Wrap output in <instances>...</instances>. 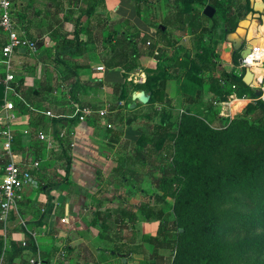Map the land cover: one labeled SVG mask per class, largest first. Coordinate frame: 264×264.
Wrapping results in <instances>:
<instances>
[{
    "label": "trees",
    "instance_id": "obj_1",
    "mask_svg": "<svg viewBox=\"0 0 264 264\" xmlns=\"http://www.w3.org/2000/svg\"><path fill=\"white\" fill-rule=\"evenodd\" d=\"M104 1L73 0L70 5L71 0H68V4L65 5L60 0H53L55 8L53 15L62 8L66 9L67 14L63 15V19L59 21L55 20L54 16L48 15L47 28L50 37L57 41L55 48L57 57L68 55L67 58H75L81 54L82 47L86 44L81 40V35L87 33L86 26L94 21L96 31L93 32V39L96 40L97 36H102L101 47L104 53L102 63L106 68H119L125 79L127 74L134 70L140 69L146 72L145 83L132 84L131 87L134 90L141 89L148 94L150 98L147 105L161 109L162 113L156 114V111H153L154 115L148 116L149 122L152 123L147 126L149 131L147 135L141 128L139 129L141 135L132 144L136 145V148L130 162L139 168H144L151 165L146 164L147 161L158 154L161 162L169 161L170 168L182 176L183 184L173 206L174 235L169 239V247L174 255L172 264H237L240 259L250 254L256 255L252 264H264V257H262L264 255V104L260 102L250 104L244 110V116L250 111H256L259 115L255 128L257 132H253V127H247L245 121L239 118L232 121L220 134L214 135L197 117L200 110L206 109L202 106L203 108H199L195 113L184 110L178 122L175 123L176 133L171 138L166 136L171 128L170 121L175 110V102L167 96L165 83L170 79L182 80L179 77L181 71H183L182 76L186 78V83L207 85L214 99L216 98V102H226L225 97L229 99L231 96L236 99H241L243 96L255 98L254 91L243 82L244 70L237 75L223 72L221 69L216 73V69L211 68L210 72L206 73L203 71L205 66L201 62L189 60L188 50L181 46L178 50H174L177 44L174 40L176 32L179 34L190 32L194 38L201 35L202 40L208 38L201 49L211 59L209 62L211 65L218 55L217 45L222 40L226 41V36L234 32L237 26V15L232 14L230 8L227 11L228 15L223 14L228 6H222L217 2L167 0L175 13L166 16L160 24H150L156 30L157 50L144 52L143 47L146 44L151 45L149 42L151 37L146 33L133 31L130 21L109 24L108 20L94 17V9L104 8ZM130 1L134 3L135 12L140 17L143 7L149 6L148 0ZM197 6H201V9ZM206 6L222 11L221 25L215 23L213 18L209 19L203 15ZM74 14H77L75 18ZM200 20L210 21L212 26H206L200 23ZM64 23H71L73 31L58 32V29L63 30ZM218 28H221V33L216 32ZM204 34H208V37ZM0 35L2 37L1 51L5 38L1 31ZM31 39L36 42L40 51L41 42ZM168 51L171 53L168 54ZM232 54L237 60L239 59L238 53ZM146 55L155 62L154 69L142 68L140 58ZM185 60L187 63H184ZM67 70L71 73V79L67 83L71 98L79 104L75 94L78 93L82 84L79 80H75L77 73H74L72 68ZM4 79L5 74L0 75V107L5 102ZM128 84L130 83L125 80L117 90L119 98L126 97ZM11 85L21 98H15L12 95L8 97L14 104V112L17 117L29 118L28 124L34 136L38 129L46 126L44 117L35 112L45 111L42 107L43 101L46 100L45 90L40 85L37 88H25L23 79L17 77ZM225 85L228 91L222 94L221 91L225 89ZM123 91L125 97H123ZM156 116H159L158 120H155ZM119 124H123L122 119L119 120ZM4 126L5 123L2 124V128ZM108 133L111 135L109 139L112 143H119L121 132L108 129ZM65 142L67 145L70 144L68 139ZM251 145H258L260 148H252ZM12 149L13 152H24V149H21L19 134H13ZM1 159L5 162L0 163L2 170L6 166L7 159L3 156ZM118 160L120 163L123 162L120 158ZM126 171L129 172V176L136 173L129 168ZM124 172L125 168L122 166H117L113 170L120 180L127 181L134 187V184L124 177ZM136 209L144 214L143 208L138 206ZM147 213L145 212V218L150 221L151 218ZM126 217L129 221L135 222L137 215L130 212ZM180 229L183 231L180 232ZM257 229L260 231L256 232ZM240 231L246 234L243 238L238 240L227 238L228 235ZM156 235H166L161 226L158 227ZM27 237L26 235L24 244H11V246H18L16 255L24 249H35L34 244ZM148 240L153 242L154 238H148ZM2 244L0 240V257ZM122 248L119 246L117 252L127 250ZM157 249L156 246L153 247L154 254ZM9 261L6 260V264H10ZM140 264L148 263L144 261Z\"/></svg>",
    "mask_w": 264,
    "mask_h": 264
},
{
    "label": "crops",
    "instance_id": "obj_2",
    "mask_svg": "<svg viewBox=\"0 0 264 264\" xmlns=\"http://www.w3.org/2000/svg\"><path fill=\"white\" fill-rule=\"evenodd\" d=\"M60 1L65 5H67L66 2L68 3L67 0ZM152 3H155L152 7L156 14L152 12L149 17L144 10L141 17L138 16L134 3L130 0H105V7H96L93 14L94 17L108 20L109 24L128 20L133 26V31L143 32L155 38L156 32L150 24H160V16L164 19L173 13L170 12L171 8L167 0H155ZM13 4L15 12L13 16L16 22L27 29L26 33L29 37L42 44L37 58L23 53L16 54L13 73L18 79H23L25 88H37L40 85L45 90L44 96L46 94L56 96L57 91L49 93V87L56 82H61L62 78L59 71L56 74L58 70L56 68L62 64L58 63L56 44L52 41L47 28V16H54L53 18L59 21L63 19V15L67 14V11L62 8L56 15H53L55 10L53 0H15ZM76 16L77 14L73 15L74 18ZM86 28L87 33L85 32L80 37L83 43H86L82 47L81 55H78L81 57L70 62L72 71L74 73L77 71L75 80H79L82 84L75 95L80 104L90 106L102 104L103 108L109 105L110 109L116 99L117 90L125 80L128 81V77H133H131L133 85H142L135 84L133 80L136 77L144 80L145 83L147 74L138 69L128 73L125 79L119 68H106L96 59L98 45L93 39L96 23L93 21ZM58 30V32H72L73 25L64 23L63 30ZM174 37L177 42L174 50H178V47L184 45L193 35L190 32L182 34L176 32ZM257 38H260L258 34L255 40ZM220 45L219 43L217 48ZM181 47L184 48V46ZM185 50L189 53L188 48ZM1 60L0 54V75H3L5 72ZM140 64L143 69L156 67L155 62L147 56L140 58ZM98 68L103 69L98 71ZM190 89L192 90L186 91L185 88L184 91L182 90V80L170 79L165 83V92L169 98L174 100L175 106L179 99L193 101L188 107L191 113L197 112L199 108H203L202 106L206 108L204 102L214 99L207 85L194 84L190 85ZM138 90L141 89H136L133 93ZM68 99L72 105L71 109L66 108V105L56 107L57 110L61 109L55 114L59 116L57 119L41 114L49 110L35 111L44 119H51L48 122V129L57 132L54 136L48 135L51 133L39 132L37 136L43 134L45 141L39 140L38 137L36 139L34 136L32 138V134L28 132V117H17L14 112L15 119L9 123L12 134L20 135L21 149H24V152H13L14 159L29 162L27 159L33 156L30 162H38L39 169L34 172L33 185L22 191L16 208L10 212L5 222L0 221V240L3 243L0 264H6V260H10V264H28L30 258H39L55 264H140L147 261L145 252L148 251V246L143 238L145 235L155 237L156 223L151 220L145 221V217L142 216L143 219L136 221V229H127L129 223L126 211L130 209L129 205L134 207L138 204L128 202V198L124 201L123 196H117L124 195V191L128 192L127 188L112 186V183H118L119 179L113 173L120 157L116 154L117 149L121 142L126 145L129 142L131 145L138 140L141 135L139 126L126 124L125 127H121L109 122L105 117L112 111L97 121L87 119L79 122L70 116L74 112V106L80 105L72 100L71 96ZM235 102L237 100L233 101L229 98L227 102L216 103L220 106L219 116L231 112L230 109ZM243 103L246 104L245 101ZM120 104L122 105V102ZM135 107L136 105L133 104L131 110ZM68 111L70 114H62ZM1 117L0 113V128L4 124ZM60 119L66 120L59 121ZM108 129L121 132L119 143L115 144L110 141ZM66 139L70 144H66ZM1 156L3 152L0 149V163L4 164ZM2 176L0 175V185ZM112 196L116 197L111 198ZM125 223L126 226L123 227ZM114 226L126 228L119 229L122 233L121 237L118 235L115 240L110 236ZM146 229L150 233H145ZM125 232L127 233L124 234ZM26 235L34 244L35 249H24L16 255L18 246H11V244H24ZM119 246L128 250L127 255L117 252ZM114 249L116 251H113ZM158 255H161L160 251ZM154 260L152 259L151 264H154Z\"/></svg>",
    "mask_w": 264,
    "mask_h": 264
},
{
    "label": "rangeland",
    "instance_id": "obj_3",
    "mask_svg": "<svg viewBox=\"0 0 264 264\" xmlns=\"http://www.w3.org/2000/svg\"><path fill=\"white\" fill-rule=\"evenodd\" d=\"M72 1L73 0H71L70 5ZM152 1L155 2V0H148L149 6L146 8L143 7L144 13L148 17L152 15V12L156 14V12L154 11V7H152L155 3H152ZM263 1L264 0H207L206 3L207 2L208 3L217 2L218 4L222 6H228L227 10H225L223 14L228 15L227 11L230 8L232 14L237 15L236 16L237 26L234 29L233 33H236V34L242 33L243 35L242 39L244 40V46H245L248 44L253 45L252 43L255 40V38L253 37L254 35L253 34L249 35L250 30L252 29L253 26L255 30V36H257L258 34L261 39H264V22H263L264 18L262 19V16L264 14V2ZM66 4L68 3L66 2ZM168 6H170L171 8L170 12L175 13V10L171 7V5H169V3H168ZM197 8L201 9V6H197ZM155 10H156V7H155ZM71 12H74V11H71ZM221 14H222V11L215 10V13L212 17L214 19L213 21L219 25L222 24ZM162 20L163 19L160 16L159 21L162 22ZM200 23L205 24L206 26H209V27L212 26V22L210 21L208 22V21L203 20ZM216 32L221 33V28H218ZM204 35L207 36L208 34H204ZM101 38L102 36L99 35L96 37V40L94 39L96 41V44L98 45V50L96 52L97 54L96 59H98L100 62H102L103 54H104L102 51V47L100 46ZM156 40H157V36L155 35V38H151L149 40L151 45L149 46L148 44H146L143 47V51L148 52L149 50H153V51L157 50L156 45H155ZM207 40L206 39L204 40V38L202 40L201 35H198L196 38L194 37L189 38V41L185 42L184 45H181V46H184V49L186 48L189 49V55H190L189 60H192V62L194 61L201 62V64L205 66L203 71L206 73L210 72L211 68H214L216 69V73L217 71H220L221 69L223 70V72L233 73L237 75L240 74L241 70L238 68V60L236 57L233 56L232 54L233 49H232L231 44L228 41H223V40L220 41V44H221L220 47L216 48V52L218 54L217 58L215 59V62L213 60L212 64L210 65L209 62H211V59L205 53V51L201 49L203 45L207 43ZM52 41L54 40L52 39ZM54 42L55 44L57 43V41H54ZM256 45H264V43L256 44ZM169 53L171 52L168 51V54ZM67 57L68 55L58 57V60H59L58 63L62 64L63 66L58 65V68H56L58 69L56 71V74H58V71H59V75L61 76L62 79L60 80L61 82H56L52 86L49 87V93H51L52 91H57L58 94L56 96L54 95L50 96L49 94H46L47 95L45 96L46 100L43 101L42 103V107L45 110L51 111L53 114H56L58 113L59 110H61V109L59 110L56 109V107H58L59 105L60 106L66 105V108L68 109L72 107V105L68 102L69 100L68 97L71 96V94L69 91V87L67 85L68 81L71 79L70 77L71 73L67 69L71 68L70 62L73 59L75 60L78 56L75 58H67ZM80 57L81 56H79L77 59H80ZM184 63H187V60H185ZM182 74H183V71H181L179 75L180 79H182V90L184 91V88H185L186 91H191L192 89H190V84L186 83L185 81L186 78H184L185 76L183 75L184 76L183 77ZM131 77H128V83L130 84H128V87H127L128 91L126 93V97H125L124 91H123V97H125L124 99L119 98L118 95L116 94V99L115 101H113L112 107H110V109L107 111V113L109 111H112L110 112L112 114L109 113L106 117L105 116L104 117L109 122H112L121 127H125L126 122L130 120L129 125H134V126L138 125L139 126L138 128L139 129L141 128L144 131V133H146L147 135L149 132L147 130L148 129L147 126L148 124H150L148 118L151 115H154L153 111L154 112L156 111V114H161L162 110L158 109L155 106H151V105L148 106L147 104L142 105L138 103L136 100L135 101L132 100L131 95L135 90L131 87L132 85L131 79L133 78ZM227 91H228V87L227 85H225V89L222 90L221 93L223 94V92H225L226 94ZM246 97L249 98V96H246ZM227 99L228 97H225L224 101L227 102L229 100ZM233 101H236V100H233ZM120 102H122V105L120 104ZM241 102H244V100L237 99V102L232 104V109H230L231 112H226L224 115L220 117L219 110H218L220 106L216 104L218 103L216 102V98L213 100L212 99L207 100L206 102H204V104H206V109H205L206 112L203 109L200 110L199 111L200 114L197 117L203 122V125L205 127H207L213 132L214 135H217V133L220 134L223 131V129H226L228 125L232 123V121H234L235 119H239V118L245 121L247 127L249 126L253 127L252 129L253 132H257L255 129L258 124L257 120L259 119V115L257 114V112L250 111L247 115L244 116V110L247 108V106L250 104L251 105L255 104V103L245 101L246 104H243ZM192 103H193L192 100L189 101L187 99H183V100L179 99L176 102V106H175L176 111H175V114L172 115V118L170 121L171 128L168 131V135H166L168 138H171L172 135L176 133L177 126L175 123L178 122V118L180 117L182 112L184 110H188V107L192 105ZM133 104L136 105L135 109H138V110H135V109H134L135 111L131 110V106ZM79 105L82 107H90L93 110H100L103 108L102 104H95V105L90 106V105L79 103ZM69 112L70 111L65 112V113L63 112L62 114L68 115L70 114ZM99 118H100L99 116L94 115L92 119L89 118L88 120L97 121L99 120ZM120 119H122L123 121L122 125L119 124ZM158 119H159V116H156L155 120H158ZM44 120L46 122V126L36 131V133L34 134V137L36 139L38 137L37 135L39 132L43 134L51 133L48 135H53V136L57 134V132H52V131H49L48 129L49 128L48 122H50L51 119H44ZM31 129L32 128L28 125V132L32 134ZM34 137L32 136V138ZM110 137L111 135L109 136V138ZM36 143L37 145L41 146V144H39L38 142ZM122 143L123 142H121L120 146L118 147L116 154L120 155L119 158L122 159L123 162L120 163L118 160V163L120 164L117 163V166H122L123 168H125L124 177L129 179L130 182L134 184V187L132 185H129V182L127 181L123 182V180H120V179L117 180L118 183H112V186H116V187L122 186L123 188H127L128 192L124 191V195H117V196L119 197L123 196L124 201H126V199L128 198L129 200L128 202L132 204H138V205H135L134 207L133 205H129L130 209H127L126 213L132 212L136 214L137 215L136 221H137L138 219L140 220L143 219L142 216L145 217V212L146 213L148 212L147 214L151 218V221H154L156 223L155 237H150L148 235H145V237L143 238L144 243L148 246V251L145 252L146 254L145 258L147 260V263L151 264L152 259H155L154 264H172L174 255H173V251L169 247V239L173 238V235H174L173 234L174 228L172 227V224L174 223V218H175L174 212H173V206L175 203L177 193L181 189L182 184H183V179L181 178L182 176L176 174L170 168L169 161L161 162L158 154L154 156L151 160L147 161L146 164H151V165L146 166L144 168L137 167V165L130 162V160H132V156L134 154L136 145H132V144L129 145V142H127V145L122 144ZM258 145H251V146H253L252 148L254 147L260 148ZM32 158L33 156L29 157L27 161L29 162L32 161L33 160ZM126 159H128V161H125ZM1 168L2 166L0 165V175H3L4 168L2 170ZM127 168H129V170H135L136 171L135 175L130 174L129 176V172L126 171ZM119 183L121 185H119ZM114 197L116 196H112L111 198H114ZM138 206L144 209V214H141L139 210L136 209ZM134 208L136 209L135 211H133ZM136 221L133 222V221H129L128 219L129 226L127 227V229H131V230L136 229ZM145 221H147L146 218H145ZM125 226H126V223L124 224L123 227ZM159 226H161V228L164 230L166 235H162V236L156 235V231ZM119 229L124 230L126 228H121L120 226H114L112 228V233H110V236L113 240H115L118 235L121 237L122 233L120 232ZM182 231L183 230L180 229V232ZM259 231L260 230L257 229L256 232H259ZM126 233L127 232H125L124 234ZM139 233L141 234V230L139 231ZM145 233H150V232H148L146 229ZM245 235L246 234L244 231H240V232H236V233H232L231 235H228L227 238L238 240L240 238H243ZM128 238L130 237L128 236ZM148 238H154V241L151 242L148 240ZM154 246L158 248L155 254L153 253ZM122 249L126 250L124 247ZM151 250H152V254H151ZM113 251H116V249H114ZM159 251L161 255H158ZM120 253L127 255L128 252L127 250L126 251L121 250ZM122 257H124V255ZM262 257H264V255H262ZM255 258H256V255L250 254L244 257L243 259H240V262L238 261L237 264H252L251 262Z\"/></svg>",
    "mask_w": 264,
    "mask_h": 264
},
{
    "label": "built area",
    "instance_id": "obj_4",
    "mask_svg": "<svg viewBox=\"0 0 264 264\" xmlns=\"http://www.w3.org/2000/svg\"><path fill=\"white\" fill-rule=\"evenodd\" d=\"M264 2V1H263ZM14 5L12 0H0V31L4 35V44L1 47L2 65L5 72L4 79V94L5 102L0 108L1 118L5 123L3 128H0V149L3 152V157L7 159L8 164L4 168L2 183L0 185V221L5 222L8 215L16 208L17 202L21 199V193L25 188L33 185L34 172L39 169L38 162L16 161L12 149L13 134L9 123L15 119L14 104L9 96L20 98L11 85L14 81V56L19 53L28 54L32 57H39V49L34 40H32L26 31L19 26L13 16ZM264 18V14L262 19ZM264 22V21H263ZM238 68L240 70L249 71L251 80L247 85L250 89L259 90V96L255 98H247L243 96L244 101L264 104V45L252 46L250 53L243 59H238ZM103 68H98L102 71ZM245 77V75H244ZM243 77V79H244ZM135 84H143L144 80L134 78ZM244 82V81H243ZM232 100H237L234 96ZM109 109V105L102 110H93L89 107L74 106V112L70 118L77 119L79 122H84L94 115L104 117ZM42 115L57 119L59 116L47 111L41 112ZM61 117V116H60ZM39 140L45 141V136L39 134ZM28 264H55L45 262L39 258H30Z\"/></svg>",
    "mask_w": 264,
    "mask_h": 264
},
{
    "label": "water",
    "instance_id": "obj_5",
    "mask_svg": "<svg viewBox=\"0 0 264 264\" xmlns=\"http://www.w3.org/2000/svg\"><path fill=\"white\" fill-rule=\"evenodd\" d=\"M215 13V9L212 8L211 6H206L203 10V15L206 18H212ZM242 34H236V33H231L226 36V41H228L232 45V49L234 53L239 54V58L243 59L245 58L249 53H250V48L251 45H245L244 46V40L242 39ZM251 73L249 71L245 72V77L243 79L244 83L246 85L249 84L251 80ZM259 90H254L255 96H259ZM149 95L146 94L143 90H138L132 95V100H136L138 103L142 105H146L149 101ZM127 125L130 124V120L126 122Z\"/></svg>",
    "mask_w": 264,
    "mask_h": 264
},
{
    "label": "bare ground",
    "instance_id": "obj_6",
    "mask_svg": "<svg viewBox=\"0 0 264 264\" xmlns=\"http://www.w3.org/2000/svg\"><path fill=\"white\" fill-rule=\"evenodd\" d=\"M242 34V33H241ZM251 34H253L254 36V38H256V36H255V30H254V26L252 27V29L250 30V34L249 35H251ZM264 43V39H261V38H257L256 40H254V43H252L253 45H251V47L252 46H257L256 44H263ZM251 49V48H250Z\"/></svg>",
    "mask_w": 264,
    "mask_h": 264
}]
</instances>
